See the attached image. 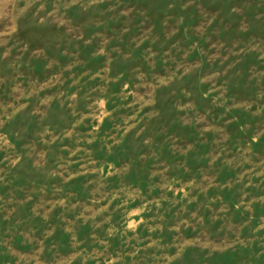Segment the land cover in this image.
<instances>
[{
	"label": "rangeland",
	"instance_id": "374dc122",
	"mask_svg": "<svg viewBox=\"0 0 264 264\" xmlns=\"http://www.w3.org/2000/svg\"><path fill=\"white\" fill-rule=\"evenodd\" d=\"M0 264H264V0H0Z\"/></svg>",
	"mask_w": 264,
	"mask_h": 264
}]
</instances>
